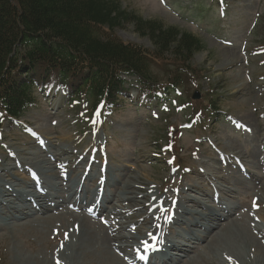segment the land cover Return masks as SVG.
I'll return each instance as SVG.
<instances>
[{
    "label": "rangeland",
    "instance_id": "rangeland-1",
    "mask_svg": "<svg viewBox=\"0 0 264 264\" xmlns=\"http://www.w3.org/2000/svg\"><path fill=\"white\" fill-rule=\"evenodd\" d=\"M120 1L123 7L145 19L177 26L199 38L204 48L194 55L192 61L197 73L194 77L181 74L182 82L177 86L180 96L172 93L168 99H156L148 104L138 102L140 95L137 94L138 86L134 78L123 76L130 86L132 98L124 100L121 107L118 105L117 108L116 104L114 113L105 116L99 128L93 127L88 102L79 101L78 106L67 104L59 85L44 95L39 94L37 105L27 110L22 118L12 124L5 122L0 130V169H5L0 171V182L14 191L33 194L32 189L27 187L31 181L27 179L26 172L30 173L31 180H37L40 189L45 191L44 198L52 212L47 213L51 217L49 219L33 214L30 209L28 212L32 214L27 218L9 219L5 222L7 224L0 225V264H64L65 261L58 258L57 250L64 245L69 231L74 235L72 230L76 232V228L71 225L76 223L87 226L86 233L90 238L76 255L74 264H132L125 262L122 253L112 247L114 242L110 244L105 237V229L107 223L115 227L110 214L114 208L129 211L135 209L134 204L116 198L115 204L105 205L111 209L105 210L107 213L100 217L103 221L86 212L59 209L63 205L61 198L66 195L67 201L70 199V191L66 190L69 187L72 189L73 183L78 182L81 170L91 160L100 162L107 155L111 172L118 180L112 191L118 195L128 183L138 184L142 192L169 200L170 204L176 202L180 194L183 197L178 200V206L189 212L181 217L185 222L201 221L203 215L213 211L224 214L220 209L223 207L236 211L228 221L233 220L237 226L245 223L242 224L245 230L249 226L257 227L264 234V178L257 188L251 181L241 184L242 176L226 168L221 161L232 153L247 160L250 170L259 174L263 172V167L257 166L260 140L257 132L261 136L264 134V0ZM196 4L207 5L211 9L204 7L199 13ZM115 34L121 41L154 49L151 41L135 32L132 24H124L115 30ZM174 68L170 61L165 60L152 64L154 75L162 83L169 81L167 71H174ZM197 77L199 79L195 82ZM194 91L200 92V99H191ZM210 97L216 100L225 114L212 118L211 123L207 120L209 133L204 134L194 120L189 123V118L195 110L207 109L205 105ZM255 109L261 110L255 112ZM106 139L108 153L104 150ZM39 144L47 146L48 154L53 156L48 157L46 152H42ZM167 144L174 147L177 160L171 162L169 156L172 155L163 151ZM9 149L11 152L14 150L21 165H15L10 160ZM161 158L165 162L168 160L166 165ZM76 162H80L79 168H75ZM82 162L84 164L80 165ZM184 164L191 169L181 171L179 165L182 167ZM99 167L92 174L95 175ZM68 176L65 190L63 183ZM214 187L218 190L217 203L212 197ZM191 199L196 200V204L189 201ZM51 200L56 202V209H51ZM145 200L144 204L150 203L149 197ZM171 207L159 209L153 215L159 230L162 221H165L163 226L166 227L162 231L167 236L166 241L189 245L186 247L190 249L189 254L180 253L178 257L181 260L177 264H264L263 256L256 258L254 255L255 250L261 248L264 252V243L251 229L247 230V234L254 241L251 242V249L250 246L248 248L249 254L231 257L222 248L221 242H187L185 239L189 232L182 229L184 224L172 227L169 224ZM1 209L0 212H6L4 206ZM133 215L124 216L126 219L121 221L138 240L151 224L143 221V212ZM106 248L110 249L107 251ZM259 258H263L262 261Z\"/></svg>",
    "mask_w": 264,
    "mask_h": 264
},
{
    "label": "trees",
    "instance_id": "trees-1",
    "mask_svg": "<svg viewBox=\"0 0 264 264\" xmlns=\"http://www.w3.org/2000/svg\"><path fill=\"white\" fill-rule=\"evenodd\" d=\"M126 23L154 49L121 41L115 30ZM203 48L192 33L144 19L120 0H0V119L21 116L53 77L93 113L129 98L122 76L135 77L139 95L167 94L181 74L197 73L192 60ZM161 60L175 67L163 83L152 71Z\"/></svg>",
    "mask_w": 264,
    "mask_h": 264
},
{
    "label": "bare ground",
    "instance_id": "bare-ground-1",
    "mask_svg": "<svg viewBox=\"0 0 264 264\" xmlns=\"http://www.w3.org/2000/svg\"><path fill=\"white\" fill-rule=\"evenodd\" d=\"M148 104V103H147ZM260 117V116H259ZM258 117V118H259ZM257 121V120H256ZM261 128V127H260ZM264 140V138H263ZM32 146V145H31ZM264 148V145H263ZM68 153V152H66ZM65 154V153H64ZM80 158L81 154L79 155ZM83 156V155H82ZM28 158V157H27ZM63 159V158H62ZM83 160V159H82ZM80 161V159H79ZM65 162V161H63ZM32 163V162H31ZM80 163V162H79ZM78 163V164H79ZM83 163V162H82ZM262 163H264V157L262 158ZM40 165V164H39ZM91 165V164H90ZM43 168V167H42ZM137 168V167H136ZM5 170V169H2ZM7 174V173H6ZM43 176V175H42ZM135 176V175H134ZM224 178V177H223ZM131 179V178H130ZM129 180V179H128ZM138 181V179H137ZM63 183V182H62ZM139 183V182H138ZM79 185V184H78ZM137 185V186H136ZM134 184L131 185L130 183L125 184L124 185V189L121 191L122 193L120 195H117L116 198H119L120 201H124V202H130V205L134 204L135 209L134 210H139L140 212L144 213V222H150L152 224V227L149 229L151 230L152 228H154L150 233H144L142 234V236L140 237V239L137 240V237H135L134 235L129 234L128 232H125V230L128 229V227L126 225L120 222H115L118 225V229L121 228V234H115V230L113 228H111V226L109 225L106 228L105 231V237H107L110 240V244L114 242V245L112 246L113 248H115L117 251L123 250V251H128V249H131V247H133L135 245V249H137V251H141V253H145L146 250H149V248L151 246L157 245L158 242L153 243V241H155L154 239L158 236V239H161V243L164 245V247L169 248L170 250H179V252H183L184 254H189L190 249H186L187 246L186 244L184 245H180L177 242H169L167 243L164 238L167 237L165 235H162V230L158 227H156L157 224V220L155 221L153 219V213H156L159 209L161 208H166V204H162V202H159V200H166L164 198H159V197H154L152 195H148L144 192H142L143 190L140 188V186L138 184ZM195 186V185H194ZM31 188H36L37 186L35 184H31L30 185ZM79 186L76 185V191L77 188ZM81 187H82V183H81ZM53 188V187H52ZM51 188V189H52ZM121 188V186H120ZM71 188L69 187L66 191H70L68 198H71L74 194L73 192L70 190ZM122 189V188H121ZM0 210L2 211L1 207L4 206L6 208V212L2 213L0 212V220L3 221L2 225H5L7 223H5L6 221H8L9 219H20V218H27L28 216H30L32 213H26L25 212V206L28 204L27 202H31V198L30 197H24L21 198L20 197V193L17 191L12 190L9 186H7L6 184L0 182ZM79 190V188H78ZM21 191V190H19ZM54 191V190H53ZM149 191V190H148ZM140 192V193H139ZM153 192V191H152ZM149 193V192H148ZM2 194L3 197L2 198ZM151 194V193H150ZM211 195V194H210ZM156 196V195H155ZM8 199H7V198ZM31 197L34 198V203H32V207H28V208H33V210L31 209V212L37 213V212H41L43 214H47L50 213V209L48 204L45 201V198L43 195L40 194H33ZM106 196L101 195L99 197V201L96 204V206H98V204L101 203L102 199L103 201L106 200L105 198ZM149 197L150 198V203L149 204H144V200ZM56 200H58L57 198H54ZM118 199V200H119ZM53 200V199H52ZM51 200V202H52ZM108 200V199H107ZM183 200V199H182ZM17 201V202H16ZM76 201V200H75ZM146 201V200H145ZM167 201V200H166ZM165 201V202H166ZM189 201H192L196 204V200L191 199ZM60 203V202H59ZM58 206V205H57ZM63 206V205H62ZM195 206V205H194ZM199 206V205H198ZM61 207V206H60ZM171 207V206H170ZM169 207V208H170ZM53 209V208H52ZM56 209V208H55ZM168 209V208H167ZM172 209V207H171ZM29 211V210H28ZM114 215H117L116 218H122L124 216H126V212L124 209L122 208H114V210L112 211ZM173 212L175 214H178V219H177V224L181 225L182 222L185 223V221L181 220L183 217V214H187L189 213L187 210L181 209L178 205H175L173 208ZM194 213V212H193ZM87 214V213H86ZM167 214V213H166ZM207 214V213H206ZM227 217L231 216V213L229 211H227L226 213ZM22 215V216H21ZM143 215V214H142ZM188 215V214H187ZM196 215V214H195ZM94 216H99V213H96ZM172 216V214H171ZM198 216V215H197ZM88 217V216H87ZM85 217V218H87ZM92 217V216H91ZM160 217V216H159ZM162 217V216H161ZM182 217V218H181ZM199 217V216H198ZM227 217L225 218H221V216L217 213H213V212H209L207 215H203L202 216V220L197 222V221H193L190 222V225H194L195 227L199 228L200 230H202V234H199L198 232H189L188 236L186 237V241L187 242H191L194 243L196 241L199 242H203L204 240H209V241H213L217 244V242H221L222 244V248H224V250H226L231 257H241V255H248V248L252 242L253 239H251L252 237L248 236V231H253L256 233V235L258 236L257 238H259L260 241H262L264 243V234L262 232H260L258 229L259 228H255L253 226H249L248 229L251 230H245L244 229V225L245 223L240 224V226L235 225L234 222H232L231 220L228 221ZM252 217V216H251ZM115 218V219H116ZM158 218V217H157ZM170 218V217H169ZM247 218V217H246ZM112 219V218H111ZM173 219L176 220V216L173 217ZM234 219V218H233ZM237 219H239V217L237 216ZM249 219V218H248ZM235 220V219H234ZM252 220V219H251ZM250 220V221H251ZM155 221V222H154ZM161 221V220H160ZM168 221V220H167ZM192 221V220H191ZM228 221V222H227ZM247 221V220H246ZM249 221V220H248ZM253 221V220H252ZM76 222V221H75ZM163 225L165 221H162ZM232 222V223H231ZM82 220H81V224H82ZM160 223V222H159ZM183 223V224H184ZM247 223V222H246ZM252 223V222H251ZM254 223V222H253ZM146 224V223H145ZM167 224V223H166ZM238 224V223H237ZM255 224V223H254ZM160 225V224H159ZM162 225V226H163ZM252 225V224H251ZM74 226V228H76V232L73 229L72 232H74V235H71L70 231L68 232V236L66 237L67 239L64 241V245L59 248L57 250V256L58 258L61 259V261H65L64 264H74V259L76 257V255L78 254V252L80 250L83 249L84 245L88 244L89 242V238L90 235L88 233H86V229L87 226H79L77 223L71 225V227ZM171 226V224H170ZM247 226V225H246ZM156 227V228H155ZM115 228V227H114ZM135 228V227H134ZM165 228V227H164ZM168 228V227H167ZM70 229V230H71ZM129 230V229H128ZM166 230V229H165ZM147 232V231H146ZM165 232V231H164ZM252 232V233H253ZM168 233V232H167ZM166 234V233H165ZM164 236V237H163ZM104 237V235L102 236ZM178 237V236H177ZM251 237V238H250ZM99 238H101V235H99ZM256 238V239H257ZM98 239V238H97ZM166 239V238H165ZM180 239V238H179ZM120 242H119V241ZM168 240V239H167ZM132 241V243H127ZM254 241V240H253ZM208 242V241H207ZM256 242V241H255ZM134 244V245H133ZM257 244V243H256ZM201 245V244H200ZM199 245V247H200ZM259 245V243L257 244V246ZM109 246V244H108ZM202 246V245H201ZM255 246V245H254ZM264 246V245H263ZM252 246H250L249 249H251ZM111 248V249H113ZM134 248V247H133ZM195 248V247H194ZM107 249V248H106ZM110 249V248H108ZM107 249V251H108ZM254 249H257L254 248ZM252 251V250H251ZM254 251V250H253ZM82 252V251H81ZM108 254V253H107ZM129 254L126 253V255ZM252 254V253H251ZM122 255V254H121ZM246 255V256H247ZM256 258H258V256H263L264 257V252L262 251V248L259 250H255V254ZM110 256V254H109ZM112 257V256H111ZM123 257V256H121ZM245 258V257H244ZM57 259V258H56ZM59 259V260H60ZM129 262H137L140 261L139 257H132L129 258ZM167 260L162 259V264L168 263V264H177L179 263V261L181 260L180 257H178L177 255L175 256H166ZM263 259V258H262ZM262 259H258L261 260ZM257 260V259H256ZM60 263V262H59ZM61 264V263H60Z\"/></svg>",
    "mask_w": 264,
    "mask_h": 264
},
{
    "label": "water",
    "instance_id": "water-1",
    "mask_svg": "<svg viewBox=\"0 0 264 264\" xmlns=\"http://www.w3.org/2000/svg\"><path fill=\"white\" fill-rule=\"evenodd\" d=\"M198 96H194V98H197Z\"/></svg>",
    "mask_w": 264,
    "mask_h": 264
}]
</instances>
